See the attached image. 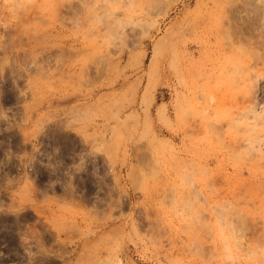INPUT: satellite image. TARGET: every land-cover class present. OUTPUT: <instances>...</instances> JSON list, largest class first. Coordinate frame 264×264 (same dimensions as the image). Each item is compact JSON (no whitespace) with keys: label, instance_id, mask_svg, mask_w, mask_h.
Here are the masks:
<instances>
[{"label":"rangeland","instance_id":"1","mask_svg":"<svg viewBox=\"0 0 264 264\" xmlns=\"http://www.w3.org/2000/svg\"><path fill=\"white\" fill-rule=\"evenodd\" d=\"M22 2L0 264H264V0Z\"/></svg>","mask_w":264,"mask_h":264},{"label":"clouds","instance_id":"2","mask_svg":"<svg viewBox=\"0 0 264 264\" xmlns=\"http://www.w3.org/2000/svg\"><path fill=\"white\" fill-rule=\"evenodd\" d=\"M26 5L22 0H0V27L11 26L18 20L20 12ZM225 259L231 261L234 259L230 245L227 243V238H224Z\"/></svg>","mask_w":264,"mask_h":264}]
</instances>
